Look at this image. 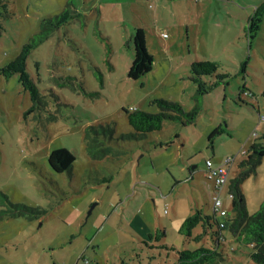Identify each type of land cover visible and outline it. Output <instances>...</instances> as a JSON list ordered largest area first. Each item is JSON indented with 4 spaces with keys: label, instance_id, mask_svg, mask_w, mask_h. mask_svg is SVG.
<instances>
[{
    "label": "rangeland",
    "instance_id": "obj_1",
    "mask_svg": "<svg viewBox=\"0 0 264 264\" xmlns=\"http://www.w3.org/2000/svg\"><path fill=\"white\" fill-rule=\"evenodd\" d=\"M70 2L67 22L42 25ZM263 2L0 0V67L42 35L27 60L39 100L19 73L0 78V264H175L177 250L216 246L210 229L200 241L179 229L198 208L214 212L208 160L229 169L222 199L231 214L229 183L264 135V20L254 38L247 33ZM138 27L154 60L132 79ZM205 60L230 75L202 97L195 122L166 120L143 138L120 139L126 153L89 154L91 125H112L118 139L134 132L124 108L158 112L152 101L165 98L190 111L191 65ZM58 148L75 154L71 172L51 167ZM242 190L252 215L264 203V158ZM158 229L165 231L159 240ZM200 232L198 225L192 234ZM218 247L220 264L252 262V247L227 230Z\"/></svg>",
    "mask_w": 264,
    "mask_h": 264
},
{
    "label": "trees",
    "instance_id": "obj_2",
    "mask_svg": "<svg viewBox=\"0 0 264 264\" xmlns=\"http://www.w3.org/2000/svg\"><path fill=\"white\" fill-rule=\"evenodd\" d=\"M70 2L67 7L59 14L43 20L42 25L49 26L51 29L67 22L72 17V9ZM264 20V2L257 6L250 17L247 33L254 38L260 30ZM2 24L0 23V34ZM37 38L23 45L18 55L7 65L0 67V78H9L15 73H19L20 81L23 87L30 91L34 102L39 100V91L36 83L31 77L27 60L38 43ZM132 40L134 43V60L129 68L128 76L132 79H139L146 75L153 68V55L148 51L146 45L145 29L138 27L135 29ZM228 73L219 72V63L216 61L205 60L195 61L191 65L190 78L197 85V90L193 95L195 104L190 111H186L179 101L158 98L152 101L159 107L158 112H149L141 109L124 108L127 114L130 126L134 132L124 134L121 138L114 136L115 129L110 124H101L100 127L91 125L86 133V147L89 154L93 158L104 159L111 153H126L128 148L122 146L120 139L126 138L139 139L145 137L152 131L161 130L166 120H180L184 124H190L196 121L201 111L202 97L213 90L220 83H228ZM205 76H215L214 81H206ZM264 158V135L259 141L253 143L247 151V157L239 163L237 175L231 179L229 183V195L232 198V212L221 218L213 212L206 214L200 208L189 215L181 225L179 232L195 241H200L205 235V231L211 230L215 234L217 240L216 246L200 245L194 249L177 250L175 246L161 244L167 249H176L175 264H220L224 261L223 253L218 247L224 230L239 241L252 247L251 263L264 264V203L260 209L250 215L247 209L245 194L242 190V184L246 178L252 174H256L259 164ZM76 157L73 152L67 148H58L49 155V163L51 167L59 173L71 172ZM107 178H104L106 180ZM202 226V232L193 236V229ZM216 227V229H215ZM153 236V234H150ZM165 236L164 230H157L156 239ZM98 264L97 262H93Z\"/></svg>",
    "mask_w": 264,
    "mask_h": 264
},
{
    "label": "built area",
    "instance_id": "obj_3",
    "mask_svg": "<svg viewBox=\"0 0 264 264\" xmlns=\"http://www.w3.org/2000/svg\"><path fill=\"white\" fill-rule=\"evenodd\" d=\"M226 163H231V159H227ZM206 174L208 179L212 180L213 182V192L211 199L214 212L221 217L228 215V212L223 209L222 191L228 179L229 169H225L224 166L214 167L213 163L208 160ZM85 263L94 264L90 259H86Z\"/></svg>",
    "mask_w": 264,
    "mask_h": 264
},
{
    "label": "crops",
    "instance_id": "obj_4",
    "mask_svg": "<svg viewBox=\"0 0 264 264\" xmlns=\"http://www.w3.org/2000/svg\"><path fill=\"white\" fill-rule=\"evenodd\" d=\"M212 194V193H211Z\"/></svg>",
    "mask_w": 264,
    "mask_h": 264
}]
</instances>
